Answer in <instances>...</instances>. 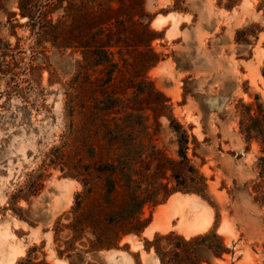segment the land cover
<instances>
[{"label":"rangeland","instance_id":"obj_1","mask_svg":"<svg viewBox=\"0 0 264 264\" xmlns=\"http://www.w3.org/2000/svg\"><path fill=\"white\" fill-rule=\"evenodd\" d=\"M260 113L264 0H0V264H264Z\"/></svg>","mask_w":264,"mask_h":264},{"label":"trees","instance_id":"obj_2","mask_svg":"<svg viewBox=\"0 0 264 264\" xmlns=\"http://www.w3.org/2000/svg\"><path fill=\"white\" fill-rule=\"evenodd\" d=\"M61 0H58V2H60ZM22 2H20V14L22 16H29L30 15V8L23 6V4H21ZM146 30H148L147 27H145ZM153 33V32H151ZM261 116H256V117H252L249 116L248 117V123L244 124V130H246V133L248 135L254 133V135L256 137H261L262 143H264V116H262V113H260ZM179 142H180V146H179V153L182 157V159L185 158V153L183 151L184 149V144L186 142V136L184 135V133H181L179 136ZM198 237H192L193 240L197 239ZM197 248V246L193 247L192 251H195ZM207 249V248H206ZM220 251H216L215 250V254H219ZM171 254H173L174 256H178V252L173 251L171 252ZM162 255L160 254V261L163 262V259L161 257Z\"/></svg>","mask_w":264,"mask_h":264},{"label":"bare ground","instance_id":"obj_3","mask_svg":"<svg viewBox=\"0 0 264 264\" xmlns=\"http://www.w3.org/2000/svg\"><path fill=\"white\" fill-rule=\"evenodd\" d=\"M154 22V21H153ZM180 198V197H179ZM177 199V198H176ZM174 200V199H173ZM177 200H179V199H177ZM185 202V201H184ZM184 204H186V203H184ZM188 205V204H187ZM178 207H180V206H178ZM199 210V209H198ZM183 218V217H182ZM200 218V217H199ZM196 226V225H195ZM146 231H149V233H151V231L148 229V230H146ZM188 234V233H187ZM189 235V234H188ZM122 260V259H121ZM118 262V261H117ZM117 262H116V264H117ZM113 263V262H112ZM118 264H120V263H118ZM122 264V263H121Z\"/></svg>","mask_w":264,"mask_h":264}]
</instances>
